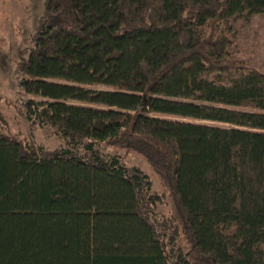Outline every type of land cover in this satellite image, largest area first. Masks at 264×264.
I'll use <instances>...</instances> for the list:
<instances>
[{"label": "trees", "instance_id": "trees-1", "mask_svg": "<svg viewBox=\"0 0 264 264\" xmlns=\"http://www.w3.org/2000/svg\"><path fill=\"white\" fill-rule=\"evenodd\" d=\"M260 13L264 0H42L14 75L22 118L63 145L0 132V264H264V70L231 29ZM100 143L144 157L171 217Z\"/></svg>", "mask_w": 264, "mask_h": 264}, {"label": "rangeland", "instance_id": "rangeland-1", "mask_svg": "<svg viewBox=\"0 0 264 264\" xmlns=\"http://www.w3.org/2000/svg\"><path fill=\"white\" fill-rule=\"evenodd\" d=\"M41 11L42 0H0V132L33 146L52 149L63 145V141L50 128L34 127L22 118L20 101L28 95L17 93L14 75L16 63L25 57L30 46L29 38L38 24ZM231 29L233 46L238 54L250 67L264 70V13L237 18ZM93 88L106 87L97 85ZM98 148L104 155H119L127 166L144 172L152 191L162 197L154 210L161 216L171 217L166 191L143 156L119 145L100 143Z\"/></svg>", "mask_w": 264, "mask_h": 264}]
</instances>
